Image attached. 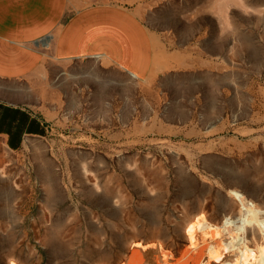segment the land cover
<instances>
[{"label":"rangeland","instance_id":"obj_1","mask_svg":"<svg viewBox=\"0 0 264 264\" xmlns=\"http://www.w3.org/2000/svg\"><path fill=\"white\" fill-rule=\"evenodd\" d=\"M117 2L168 71L24 81L45 130L0 139V264H264V0Z\"/></svg>","mask_w":264,"mask_h":264},{"label":"crops","instance_id":"obj_2","mask_svg":"<svg viewBox=\"0 0 264 264\" xmlns=\"http://www.w3.org/2000/svg\"><path fill=\"white\" fill-rule=\"evenodd\" d=\"M117 1L0 0V139L10 149L44 133L24 81L50 65L93 58L139 81L168 71L138 11Z\"/></svg>","mask_w":264,"mask_h":264},{"label":"bare ground","instance_id":"obj_3","mask_svg":"<svg viewBox=\"0 0 264 264\" xmlns=\"http://www.w3.org/2000/svg\"><path fill=\"white\" fill-rule=\"evenodd\" d=\"M198 224L200 225V222H198ZM201 225H202L201 228H203V229L206 228V226L204 225V223H201ZM226 227L229 228V226H226ZM226 227H225V229H226ZM193 228H194L193 225H190V226L187 228V232L189 233V237H190V238H192V234H193V233H191V232L193 231V230H192ZM191 230H192V231H191ZM206 234H207V233H206ZM143 247H145V246H143ZM10 264H14V263L11 262Z\"/></svg>","mask_w":264,"mask_h":264}]
</instances>
